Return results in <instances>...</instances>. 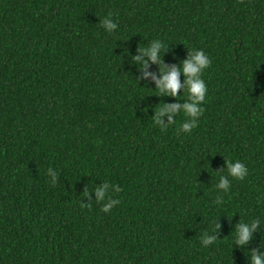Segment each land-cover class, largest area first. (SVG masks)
<instances>
[{
    "label": "trees",
    "instance_id": "16d2710c",
    "mask_svg": "<svg viewBox=\"0 0 264 264\" xmlns=\"http://www.w3.org/2000/svg\"><path fill=\"white\" fill-rule=\"evenodd\" d=\"M155 39L165 67L210 60L190 133L179 110L153 122L187 99L157 96L159 66L133 60ZM106 181L120 189L107 213L93 191ZM251 249L264 251V0H0V264H250Z\"/></svg>",
    "mask_w": 264,
    "mask_h": 264
},
{
    "label": "clouds",
    "instance_id": "9594fccd",
    "mask_svg": "<svg viewBox=\"0 0 264 264\" xmlns=\"http://www.w3.org/2000/svg\"><path fill=\"white\" fill-rule=\"evenodd\" d=\"M109 16H111V13H109ZM100 26L103 27L106 32H112L113 29H117V24L106 18L100 22ZM167 48L161 40H152L147 47L138 49L140 55L134 57L133 60L140 61L141 56H147V61H143L140 65L141 70L146 68L149 62L156 63L159 66L160 78L156 79L153 77L155 80L154 89L159 93L157 96H170L177 100V97L180 96L178 92L181 89H183L182 95L185 93L187 94V99L182 103L173 102L167 104L163 102V105L156 112H153V122L159 127L165 128L174 123L173 114L177 115V110H179V112H183L187 117H190V119H186L181 123L179 130L184 133H190L191 130L197 126V118L203 112L201 104L205 100L207 88L202 79V73L209 66L210 60L203 50L196 49L188 51L187 57L180 62L179 66L172 65L171 67H165L162 57ZM181 74L184 76L183 84H181L179 79ZM148 75V73H144V76ZM165 116H167V122L163 119ZM226 164L228 176L237 180H243L246 177L248 169L239 160H226ZM47 174L51 178V183L55 184L57 180L56 171H53L52 168H48ZM110 187L115 192L120 191L115 185L110 186L107 181L93 189L96 194V201L99 202L107 199V202L103 204L101 209L105 213L119 203L118 199L106 198V193L109 191ZM229 187L228 180L225 179V176L221 175L216 184V188L226 193ZM84 195H87V190H85ZM219 202V198H217V203ZM259 225H261V223L257 219H252L248 223H237L235 226V245L237 247L247 245L252 239L253 232ZM217 228L218 225H216V230ZM215 240L217 239L214 235L207 237L202 236L201 244L202 246H207L212 244ZM250 252V264H264V251L257 252L255 249H251Z\"/></svg>",
    "mask_w": 264,
    "mask_h": 264
}]
</instances>
